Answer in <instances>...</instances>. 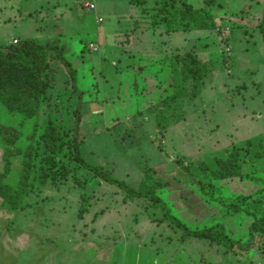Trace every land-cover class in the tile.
Masks as SVG:
<instances>
[{
    "label": "rangeland",
    "instance_id": "374dc122",
    "mask_svg": "<svg viewBox=\"0 0 264 264\" xmlns=\"http://www.w3.org/2000/svg\"><path fill=\"white\" fill-rule=\"evenodd\" d=\"M162 2L0 0V44L53 41L75 70L50 54L32 119L0 102V125L19 136L4 182L17 186L26 148H35L21 209L9 211L0 198V264H149L156 255L157 264H264L263 236L247 255L191 238L159 222L164 213L152 201L124 200L75 159L77 143L87 163L134 188L152 168L165 183L155 193L192 230L221 224L231 239L246 241L253 223L246 212L263 214L264 156L253 158L264 150V0H215L219 26L186 33L160 21ZM188 52L212 69L199 82L180 75L176 58ZM49 124L59 133L54 153L40 138ZM234 149L240 177L215 180L199 168L217 167ZM4 150L0 135V173Z\"/></svg>",
    "mask_w": 264,
    "mask_h": 264
},
{
    "label": "trees",
    "instance_id": "16d2710c",
    "mask_svg": "<svg viewBox=\"0 0 264 264\" xmlns=\"http://www.w3.org/2000/svg\"><path fill=\"white\" fill-rule=\"evenodd\" d=\"M144 1L130 0V3L139 5ZM189 1L163 0L161 5L155 7L157 15L158 13L163 15L160 21L167 25L169 32L209 31L219 26L216 16L210 10L214 6L215 0L205 1L202 7H195ZM54 51L74 76L75 70L66 59L65 48L58 47L57 43L53 41L35 42L30 39H23L18 43L0 44V102L10 112L19 113L26 119H32L40 113L43 96L47 89L50 54ZM176 60L181 64L179 71L183 80L199 82L212 71L208 63L202 61L192 52L178 56ZM79 113L77 112L78 118L75 124L76 137L81 121ZM160 120L159 126L164 128L165 118ZM0 135L5 144L6 157V170L4 173H0V198L3 199V205L9 211L15 212L23 206L21 200L27 195L30 188L29 170L34 160L35 148L32 145L26 148L25 160L20 171L18 184L16 187H12L4 182V178L9 174L10 158L15 154L13 149L19 136L13 128L3 125H0ZM33 137L30 138L33 140ZM40 138L47 152L54 153L59 150V133L54 124L47 125ZM74 156L76 161L85 169L93 172L106 183L119 188L124 193V200L144 198L152 201L164 213L163 218L158 220L159 222L168 221L172 226L181 229L191 238L209 240L224 247L236 249L239 254L247 255L254 248L257 235L264 237V212L257 217V215L243 210L253 218V223L249 227L250 237L246 241L231 239L227 235L225 227L221 224L192 230L174 216L170 212L168 204L155 193V190L162 188L165 183L155 177L152 168L146 169L140 187L134 188L126 181L115 177L110 169L87 163L83 159L77 143ZM263 156L264 150L261 152L256 151L253 161L255 162ZM217 163V167L210 168L205 162H202L199 168L215 180L236 178L243 173V163L239 149L232 150L225 159H218ZM190 168L191 165H188L187 169ZM236 209L242 211L238 207Z\"/></svg>",
    "mask_w": 264,
    "mask_h": 264
},
{
    "label": "crops",
    "instance_id": "0c3cea01",
    "mask_svg": "<svg viewBox=\"0 0 264 264\" xmlns=\"http://www.w3.org/2000/svg\"><path fill=\"white\" fill-rule=\"evenodd\" d=\"M94 5V4H93ZM94 8H95V6H94ZM89 11H91V10H89ZM169 206V205H168ZM221 254H220V256L222 257V254H223V252H220ZM215 254H217V253H215ZM212 256H214V255H212ZM160 257V256H159ZM159 257L156 255V257H148V261H149V264H157L158 263V261H159ZM230 259V258H229ZM229 259H227L225 262L226 263H224V264H229L227 261L229 260ZM232 259V258H231ZM223 262H221V263H219V264H222Z\"/></svg>",
    "mask_w": 264,
    "mask_h": 264
},
{
    "label": "built area",
    "instance_id": "2783aa9c",
    "mask_svg": "<svg viewBox=\"0 0 264 264\" xmlns=\"http://www.w3.org/2000/svg\"><path fill=\"white\" fill-rule=\"evenodd\" d=\"M89 8H90V9H94V5H93V4H91Z\"/></svg>",
    "mask_w": 264,
    "mask_h": 264
}]
</instances>
